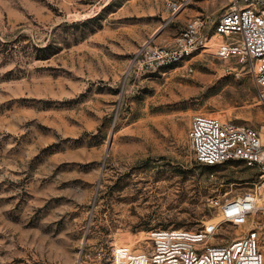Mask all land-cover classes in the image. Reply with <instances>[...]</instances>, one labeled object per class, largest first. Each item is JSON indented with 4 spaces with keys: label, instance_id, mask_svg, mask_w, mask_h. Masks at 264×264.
<instances>
[{
    "label": "rangeland",
    "instance_id": "1",
    "mask_svg": "<svg viewBox=\"0 0 264 264\" xmlns=\"http://www.w3.org/2000/svg\"><path fill=\"white\" fill-rule=\"evenodd\" d=\"M228 3L173 15L166 0H0V264H92L154 229L218 223L212 198L253 187L257 170L202 165L189 139L199 113L264 134L248 62L211 45L176 67L131 66L196 15L214 31ZM244 231L222 222L216 241Z\"/></svg>",
    "mask_w": 264,
    "mask_h": 264
},
{
    "label": "built area",
    "instance_id": "2",
    "mask_svg": "<svg viewBox=\"0 0 264 264\" xmlns=\"http://www.w3.org/2000/svg\"><path fill=\"white\" fill-rule=\"evenodd\" d=\"M191 1L166 0L173 15ZM216 35L223 39L218 43L221 60L241 58L254 69L264 104V0H229L214 31L204 14L196 15L172 43L143 44L131 66L145 73L179 66L195 53L208 50ZM189 139L202 165L239 162L257 170L253 187L233 198H212L211 206L222 215L218 223L211 221L198 231L154 229L141 249L115 244L107 250L100 248L92 264H264V134L250 125L199 113L191 120ZM222 222L245 231L228 242H218Z\"/></svg>",
    "mask_w": 264,
    "mask_h": 264
},
{
    "label": "bare ground",
    "instance_id": "3",
    "mask_svg": "<svg viewBox=\"0 0 264 264\" xmlns=\"http://www.w3.org/2000/svg\"><path fill=\"white\" fill-rule=\"evenodd\" d=\"M214 38H216V39H220V42L223 40L222 39V37H220L219 35H216ZM218 43L219 42H217L215 45H214V42H213V46H212V48H214V47H216V48H218ZM222 117V116H221ZM225 117V116H224ZM224 117L222 118V119H224ZM224 120H227V119H224ZM220 216H221V218H222V215L220 214ZM142 243H143V241H141V242H138V245L137 246H135V247H132V246H124V245H122V244H118V246H120V247H125V248H129V249H141L142 247H143V245H142Z\"/></svg>",
    "mask_w": 264,
    "mask_h": 264
},
{
    "label": "trees",
    "instance_id": "4",
    "mask_svg": "<svg viewBox=\"0 0 264 264\" xmlns=\"http://www.w3.org/2000/svg\"><path fill=\"white\" fill-rule=\"evenodd\" d=\"M207 166V165H206ZM208 167H213V166H208Z\"/></svg>",
    "mask_w": 264,
    "mask_h": 264
}]
</instances>
